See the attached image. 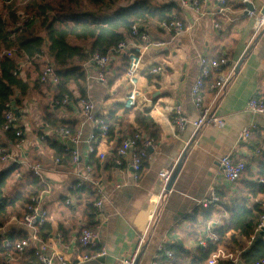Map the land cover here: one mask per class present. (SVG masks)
Wrapping results in <instances>:
<instances>
[{
    "label": "crops",
    "instance_id": "1",
    "mask_svg": "<svg viewBox=\"0 0 264 264\" xmlns=\"http://www.w3.org/2000/svg\"><path fill=\"white\" fill-rule=\"evenodd\" d=\"M152 2L155 5L176 4ZM251 3L255 7L254 16L247 14L242 0H227L225 6L217 0H202L201 14L176 4L180 8V17L176 20L192 27L182 34L164 30L157 21L147 22L151 38L166 45L152 49L145 56L140 84L150 101L142 107H125L129 86L123 79L128 63L124 53L112 57L104 81L98 79L100 70L96 65L84 64L86 98H82L77 86L71 84L73 100L62 105L55 102L54 88L38 82L39 70L26 65L22 76L29 84V91L23 98L17 120L25 135L20 155L23 163L17 174L20 180H25L20 183L22 187L32 174L27 165H40L42 169L48 187L43 193L48 216L46 224L51 226V233L44 239L54 251L68 261L90 255L85 250L91 248L79 247L76 239L83 229H99L101 243L107 249L105 264H120L134 252L139 236L148 232L138 264H151L155 258L158 261L161 251L168 246L190 252L182 264H199L201 248L209 250L201 246V241L209 233H216L230 217L227 201L231 205L238 203L249 207L264 203V186L262 190L259 185L256 187L264 168V115L252 113L247 108L251 99L264 98V30L254 37L256 17L262 15L264 0H251ZM223 53L239 61L236 77L212 111L224 122L221 126L208 124L195 131L191 122L198 118L199 111L191 91L201 74L200 58L217 59ZM46 59L43 57L41 62ZM157 67L162 71L151 73ZM214 80L215 76L206 81V105L213 99L214 91L209 84ZM15 97L19 98L18 91ZM80 99L93 102L97 116L109 119L112 126L109 136H100L99 129L85 121ZM178 106L190 121L183 132L173 124ZM46 112L62 123L56 127L81 132L78 164H62L46 142L49 138L63 145L61 139L53 135L41 139L44 125L48 123L44 121ZM142 116L150 117L154 127L147 130L140 125L137 119ZM245 129L251 131L248 138L243 137ZM136 133L154 141L147 149L148 156L143 161L139 178L135 176L131 157L117 163L121 143ZM92 134H96L94 145L98 153L105 156L103 159L89 152ZM258 150L261 152L257 153ZM225 155L247 165L242 178L233 185L226 182L221 173L220 159ZM180 161L182 167L172 188L160 199L163 188L160 173L175 171ZM7 168L0 165V172ZM84 176L102 185L105 198L101 215L89 211V205L98 197L91 184L82 179ZM212 189L221 200L205 211L201 202ZM12 219L0 229V236H6L12 229L23 231ZM6 243L9 242L6 240ZM10 249L4 253V263H30L33 246L23 254H18L13 247Z\"/></svg>",
    "mask_w": 264,
    "mask_h": 264
},
{
    "label": "trees",
    "instance_id": "2",
    "mask_svg": "<svg viewBox=\"0 0 264 264\" xmlns=\"http://www.w3.org/2000/svg\"><path fill=\"white\" fill-rule=\"evenodd\" d=\"M120 1L11 0L10 3H0V51L17 50L14 57L0 59V147L15 146L20 139H23L16 135L18 131L24 132V128L17 122L8 130L4 129L6 121L3 113L6 104L13 102L17 119L19 117L23 98L29 91V84L22 76L26 65L29 64L39 70L38 82L41 83L40 74L47 62L46 60L42 63V58L46 56L55 64L59 83L54 87L47 86L56 90L55 102L58 104L62 105L66 96L69 97V101L73 100V94L69 89L71 84H75L82 98H86V73L83 65L91 59L93 53L108 54L129 36L132 27L139 21H146V23L157 21L161 24L180 17V8L174 3L155 5L152 0H133L128 5L117 6ZM24 15L32 16L33 19L21 28L19 21ZM80 43H86L87 46H81ZM22 64L25 66L22 67ZM16 91L19 93L18 99L15 97ZM137 120L147 130L150 126L154 127L150 117L142 116ZM44 121L55 126L62 124L49 112L45 113ZM106 121L111 133V122L109 119ZM46 140L62 164L72 162L70 153L63 145L50 141L49 138ZM19 168V165L15 164L0 172V229L4 228L13 217L22 218L32 199L48 188L43 180L32 173L30 180L22 189L7 193ZM263 178L264 168L259 173L258 180ZM258 185L262 190L264 185L260 182L256 183V187ZM94 203L89 205V211L97 214ZM262 204L256 203L253 207H249L238 203L231 205L227 201L225 205L230 217L221 228L216 229L220 239L216 244H212L209 250L201 248L202 257L198 263L208 259L218 248L231 253H240V264H255L262 261L264 233L256 235L255 240L250 244L263 214ZM210 208H204V210L208 211ZM49 233H51V226L45 224L40 230V235L46 239ZM26 238L25 232L15 229L6 236H0V264L5 262L4 253L11 250L5 245V241L15 244ZM98 251V249L85 250L90 255ZM169 251L172 252L170 257ZM31 255L29 264H39L35 253ZM189 255L190 252L186 249L168 246L166 250L161 251L158 262L159 264H182V260ZM219 264L233 263L222 260Z\"/></svg>",
    "mask_w": 264,
    "mask_h": 264
},
{
    "label": "built area",
    "instance_id": "3",
    "mask_svg": "<svg viewBox=\"0 0 264 264\" xmlns=\"http://www.w3.org/2000/svg\"><path fill=\"white\" fill-rule=\"evenodd\" d=\"M6 3H10L11 0H4ZM164 2H175L182 9H192L196 13L201 14L200 2L199 0H158ZM221 6H225L227 0H217ZM244 4L251 3V0H242ZM248 15L254 16L255 12L247 10ZM32 17L27 18V22L32 20ZM22 26V23L19 24ZM218 26V25H217ZM160 27L166 31H175L178 34L190 31L191 26H186L184 22L179 20L164 21L160 24ZM262 30H264V15L256 17L255 23V34L256 37ZM166 43L161 41H155L151 38L149 29L147 27L146 21H139L136 23L132 29L131 33L127 38L122 40L114 49H112L108 54L93 53L91 59L86 64H93L99 68L98 79L104 81L105 71L110 65L112 57L116 54L124 53L128 60V67L125 75L123 76L124 81L129 86V91L125 99V107L128 109H134L142 107L145 103L150 100L146 96V92L140 84V72L144 64L145 56L152 49L163 48ZM17 50H2L0 51V59L4 57L12 58L16 55ZM25 64H22L24 67ZM201 74L195 84L192 87V97L194 103L199 111V116L196 120L192 121L191 124L194 126L195 131L202 129L205 125L211 124L215 126H221L223 124V119L220 117H215L212 113L214 105L218 102L221 96H223L229 85L232 83L233 79L238 73L239 61L231 60L225 53H223L217 59H207L206 57L200 58ZM162 71L161 67H157L151 70V73L158 74ZM215 76V80L209 84V87L214 91L213 99L211 104L206 105L204 100V89L206 87V81H209ZM40 82L44 85L56 86L59 83V77L56 72V66L53 62L47 60L44 68L40 74ZM69 102V97L66 96L63 104ZM79 104L82 107V113L84 115L86 122H91L96 128L99 129V134L102 137L109 136L110 126L106 119L99 117L96 114V106L93 102L87 99H80ZM248 110L255 114L264 115V98L257 99L253 98L249 101ZM177 118H175L173 124L179 132L185 131L189 119L185 117L182 113V108L180 106L176 107ZM6 125L5 130H8L11 125L17 122L16 117V107L13 102L6 104V109L3 113ZM251 131L245 129L243 132V137L248 138ZM17 137H22L20 141L13 147H0V165L12 166L22 164V150L24 145V132L18 131L16 133ZM49 135H53L62 140L64 148L72 156L73 164H78L80 161L79 152L77 146L80 143L81 132L73 133L69 128L66 127H56L50 123L44 125L41 139L45 140ZM96 134H92L89 139V152L95 154L103 159L105 156L98 153L97 148L94 145L96 140ZM153 140L143 137L141 133H136L134 136L124 140L118 151L117 163L121 164V159L131 157V165L134 170L136 178H139V173L142 170V165L144 159L148 156L147 149L153 146ZM264 147H262V150ZM258 150L257 153H260ZM28 169L41 180L43 179V172L40 165H27ZM220 169L224 176V179L229 184H236L243 176L247 169V165L244 162H235L230 155H225L220 159ZM91 168L89 169V171ZM174 169L164 170L160 173V178L163 183L162 194H160V199L169 193L168 185L172 178ZM19 174H17V177ZM84 181L89 182L93 187L98 199L94 203L96 213L101 215L103 212L105 193L103 191L102 185L98 180L90 179L88 176L82 178ZM261 184H264V180H260ZM43 193L32 199L30 205L27 206V212L22 218L14 217V220L23 231L27 234V238L16 242L15 244L6 243L8 248H14L18 254H23L30 247H34V253L37 257L39 264H82L86 263L99 257L107 255L106 247L101 243V231L99 229H83L76 239V243L81 248H91L98 249L99 251L93 255H86L82 258H78L76 261H68L64 256L57 251H54L50 244L40 235L41 228L47 223L48 216L44 208V197ZM220 198L215 190H211L209 195L201 202L203 208H209L215 206L219 203ZM70 204V202H67ZM263 214L260 221L256 227L255 235L252 237L250 244L255 240L256 235L264 233V203L262 204ZM148 232L143 233L138 238L137 247L130 256L122 259L120 264H138V260L143 251V248L147 242ZM220 237L217 233H209L207 238L201 241V246L205 249H209L212 244H216ZM7 258L10 257V253L6 254ZM168 256H172V252H168ZM222 260L231 261L233 264H240V253H231L223 248H218L216 251L212 252L208 259L199 264H219ZM8 264V263H3ZM151 264H159L156 258L151 262ZM255 264H264V259Z\"/></svg>",
    "mask_w": 264,
    "mask_h": 264
},
{
    "label": "rangeland",
    "instance_id": "4",
    "mask_svg": "<svg viewBox=\"0 0 264 264\" xmlns=\"http://www.w3.org/2000/svg\"><path fill=\"white\" fill-rule=\"evenodd\" d=\"M132 2H133V0H121V1L118 3L117 6H125V5H128V4L132 3ZM0 3H5V4H6V2H5L4 0H0ZM106 11H111V10L106 9ZM28 17H32V16L24 15V16L21 17V19H20V21H19V23H22L21 28L24 27L25 23H27L26 20H27ZM75 43H78V42H75ZM82 44H84L85 46H87L86 43H82ZM46 60H49V59L47 58ZM50 61H51V60H50ZM51 62H52V61H51ZM19 172H21V171H19ZM22 176H23L24 178L27 177V175H22ZM20 177H21V175H20ZM21 181L24 182L25 180H23V179L20 180L18 177L15 176L14 180H13V181L10 183V185H9L8 192H7V193H11V192L17 191V189H19V188H23V187H24L23 184H22V187H20V186H21L20 183H22ZM259 182H260V181H259Z\"/></svg>",
    "mask_w": 264,
    "mask_h": 264
},
{
    "label": "water",
    "instance_id": "5",
    "mask_svg": "<svg viewBox=\"0 0 264 264\" xmlns=\"http://www.w3.org/2000/svg\"><path fill=\"white\" fill-rule=\"evenodd\" d=\"M246 6H247V9L249 11L255 12V7H254L253 3H247ZM247 14H248V12H247ZM261 14L264 15V8L261 11ZM181 167H182V161H180L178 163L175 171L173 172L170 184L168 185V189L169 190L172 188V184L175 181V179L177 178V176H178V174H179V172L181 170ZM105 263H106V257L102 256V257H99L98 259H95V260H92V261H89V262H86V263H83V264H105Z\"/></svg>",
    "mask_w": 264,
    "mask_h": 264
}]
</instances>
